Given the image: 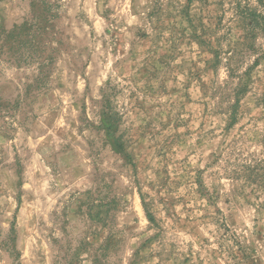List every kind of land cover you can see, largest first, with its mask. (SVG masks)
<instances>
[{"label": "rangeland", "instance_id": "1", "mask_svg": "<svg viewBox=\"0 0 264 264\" xmlns=\"http://www.w3.org/2000/svg\"><path fill=\"white\" fill-rule=\"evenodd\" d=\"M47 1L42 61L0 66V264H264V32L240 0ZM31 2L0 0V32Z\"/></svg>", "mask_w": 264, "mask_h": 264}, {"label": "trees", "instance_id": "2", "mask_svg": "<svg viewBox=\"0 0 264 264\" xmlns=\"http://www.w3.org/2000/svg\"><path fill=\"white\" fill-rule=\"evenodd\" d=\"M236 4L237 15L245 21L246 28L251 32V35H255L258 31L264 32V0H258L257 7H252L248 3L243 5L241 0ZM53 7L55 8L47 0H32L31 18L21 25L14 26L11 30L0 32V66L3 63L30 66L42 61L45 56L47 32L51 29V23L58 19V14ZM110 91L111 93L104 94L105 101L100 115L99 128L113 134L116 127L121 124L123 116L116 110L112 102L113 97L117 95L115 93H118L116 88L110 87ZM117 145L122 146L119 141H117ZM86 195L91 196L92 193L88 192ZM79 203L81 205L79 210L91 221L103 224L109 222L112 209L105 201H93L89 198L85 201L80 200ZM149 218L151 221L153 220L152 215H149Z\"/></svg>", "mask_w": 264, "mask_h": 264}]
</instances>
